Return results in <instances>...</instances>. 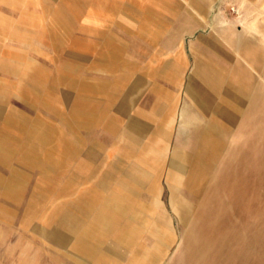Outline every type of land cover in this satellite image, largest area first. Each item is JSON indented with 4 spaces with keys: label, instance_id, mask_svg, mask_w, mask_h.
I'll list each match as a JSON object with an SVG mask.
<instances>
[{
    "label": "rangeland",
    "instance_id": "374dc122",
    "mask_svg": "<svg viewBox=\"0 0 264 264\" xmlns=\"http://www.w3.org/2000/svg\"><path fill=\"white\" fill-rule=\"evenodd\" d=\"M218 66L245 91L212 90L205 76ZM160 102L165 110L150 115ZM130 121L146 127L138 138L162 157L163 242L140 218L138 245L161 255L153 264H264V0H0V138L8 139L0 142L14 150L34 128L56 129L80 149L70 167L83 178L65 193L34 163L0 159V264L83 260L72 241L48 234L50 224L57 207L96 192ZM197 137L218 139L217 154L196 151ZM11 173L25 182L7 196ZM41 184L52 194L36 202ZM121 252L122 264L141 256Z\"/></svg>",
    "mask_w": 264,
    "mask_h": 264
},
{
    "label": "crops",
    "instance_id": "0c3cea01",
    "mask_svg": "<svg viewBox=\"0 0 264 264\" xmlns=\"http://www.w3.org/2000/svg\"><path fill=\"white\" fill-rule=\"evenodd\" d=\"M234 75L235 71L233 74H225L218 66L207 73L205 81L217 94L227 92L226 95H230L227 87H225L227 84L241 92L245 91L241 84L242 79ZM124 81H127V78L124 77L121 82ZM236 81L240 82L236 83ZM122 101L125 99L123 98ZM123 106L124 104L121 103L119 107L121 115H125ZM154 107L150 113V115L153 113L152 116L154 117L165 110V105L161 102L155 104ZM20 123L21 126H25V123ZM128 125L129 133H116L123 144L119 150L121 158L111 166L113 171L102 173L96 192L93 191L78 197L77 204L74 206L64 204L57 207L55 215L58 218L56 221L51 219L48 234L53 238L61 237L64 243L72 241L73 251L83 259L78 260L79 264H122V256L124 255L121 250L133 251L138 255L141 252L139 258L135 259L134 255L132 264H153L161 257L152 247L140 246L138 243L140 237L146 232L141 228L140 218L142 214L144 215L143 219L148 221L147 231L149 230L153 234L155 241L163 242L166 238L167 231L165 228L163 236H161V232L159 233L158 227H164L166 218L163 212L158 213L160 205L155 196L158 182L164 174L160 172L162 157L157 144L148 143L144 145L138 138L144 133L146 127H142L135 121H130ZM205 127L213 129V131L216 128L227 129L211 124ZM34 129L39 131L35 138L33 135L31 142L26 143L27 145L17 146L14 150L11 149L10 144L0 142V159L7 161L18 156L27 163H34L43 170V179L51 182V186L54 185L61 189L58 191H65L66 193L69 185H80L83 180L82 176L71 171L70 167L71 159L80 153V149L69 144L61 134L57 138L54 137V134L57 135L56 129H48V126L46 130L39 127ZM113 131L116 132V130ZM4 139L8 142L5 137L1 140ZM198 146H209V153L215 155L221 146V142L216 138L207 141L206 139L199 140L197 137V141L194 143L196 151ZM177 150L182 155L185 154L180 149ZM125 162L127 165L124 164ZM145 167L153 170L151 173H146ZM13 177L18 183V187L13 185L15 184L12 180ZM23 182L25 181L19 173H11L7 179H3L2 189L9 196L10 190L16 187L17 193ZM170 187L173 193L172 202L177 204L175 208L179 210V203L183 202L176 194V186ZM98 191H100L99 194H97ZM40 193L46 194L47 197L41 196ZM51 194V190L41 184L39 191L33 196V200L36 202L47 201ZM141 197L145 200L144 207L141 203ZM53 222L55 229L52 226ZM155 234L156 236H154ZM157 235L160 237L158 236V238ZM115 258L120 261L115 262Z\"/></svg>",
    "mask_w": 264,
    "mask_h": 264
}]
</instances>
